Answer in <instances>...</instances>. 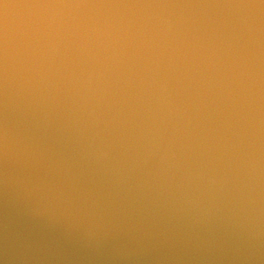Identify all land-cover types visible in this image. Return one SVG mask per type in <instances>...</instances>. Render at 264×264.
<instances>
[{
	"label": "water",
	"instance_id": "obj_1",
	"mask_svg": "<svg viewBox=\"0 0 264 264\" xmlns=\"http://www.w3.org/2000/svg\"><path fill=\"white\" fill-rule=\"evenodd\" d=\"M0 264H264V0H0Z\"/></svg>",
	"mask_w": 264,
	"mask_h": 264
}]
</instances>
